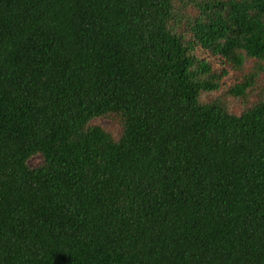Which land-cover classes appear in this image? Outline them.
Listing matches in <instances>:
<instances>
[{
	"label": "trees",
	"instance_id": "obj_1",
	"mask_svg": "<svg viewBox=\"0 0 264 264\" xmlns=\"http://www.w3.org/2000/svg\"><path fill=\"white\" fill-rule=\"evenodd\" d=\"M0 264H264V0H0Z\"/></svg>",
	"mask_w": 264,
	"mask_h": 264
},
{
	"label": "rangeland",
	"instance_id": "obj_2",
	"mask_svg": "<svg viewBox=\"0 0 264 264\" xmlns=\"http://www.w3.org/2000/svg\"><path fill=\"white\" fill-rule=\"evenodd\" d=\"M41 161V158L39 156H35L29 160L30 165L36 166Z\"/></svg>",
	"mask_w": 264,
	"mask_h": 264
}]
</instances>
